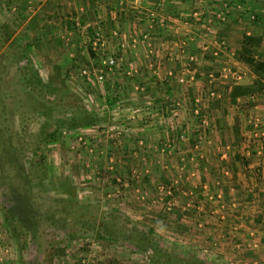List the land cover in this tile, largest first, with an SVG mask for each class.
<instances>
[{
    "label": "rangeland",
    "instance_id": "obj_1",
    "mask_svg": "<svg viewBox=\"0 0 264 264\" xmlns=\"http://www.w3.org/2000/svg\"><path fill=\"white\" fill-rule=\"evenodd\" d=\"M225 2L228 4V19L226 23L213 26L215 34L206 31L202 22L196 23L191 18L193 12L204 13V17L212 15V12L219 11ZM38 4L34 5L35 9ZM191 5L192 9L184 16L190 20L192 27H197L195 32L201 40L207 42L209 51L215 43L214 40L223 38L221 40L225 42L226 50L219 53L213 65L205 60L208 62L207 68L216 70L219 64L228 63L229 68L242 73L241 86L252 84L255 77L249 68L237 59V50L231 49L232 41L228 36L232 31L240 32V28L242 37L244 34H264V0H193ZM140 9H133V12L142 19L145 10ZM251 11L256 12L258 17H253ZM7 15L9 13L2 12L0 6V21L3 22ZM66 16L69 20L75 19L72 9L67 10ZM155 24L160 28L163 26L162 20L157 18L150 35L157 29ZM66 30L69 35L60 37L62 40L59 43L63 44L61 51L64 55V50L74 44L73 57H61L58 49L52 53L55 57L40 56L47 49L41 42H37L30 44V51L23 61H27L29 69L38 71L43 81L53 74L55 66L60 65L61 75L66 73L68 88L60 89V93L50 96V102L63 110L56 115L57 120L63 123L60 126V139L45 146L43 150L45 163L54 184L69 180L75 188L78 203L90 205L98 215L103 214L102 212L109 214L110 210L116 212L123 219V224L127 223V228L135 226L142 231L151 228L159 245L168 247L173 252H194L206 264H264V88L253 97H241L235 103L229 104L226 91L233 83L228 80V83H209L206 72L208 70L204 71L202 67L198 73L200 78L194 76L192 83L185 85L189 88L186 89L187 93L189 90L191 92L186 94V102L174 97L170 100L176 106L174 110L170 106L171 110L162 108L156 103L150 105L147 101L151 100L152 95L146 93V85L152 82L151 78L144 76L145 72H140L136 67L140 60L138 55L128 61V52L123 55L120 53L122 49H126L124 41L127 39L122 41L125 47L120 48L119 38H111V30L109 35L103 33V38L100 33L98 46L100 43H103V46H97L98 50L95 51L99 52L101 60L109 54L112 55L118 65L111 72L106 70L104 76V81H109L112 88L114 79L119 81V99L110 107L103 98L104 81L99 84L91 77L80 75L83 69L91 70V73L96 70L97 65L94 62H90L87 67L80 58H87V49L92 48L93 40L89 43L88 39H84L85 42L80 40V43L76 44L77 32L70 30L68 26ZM113 31L121 35L119 29ZM22 36L24 35L19 32V28L15 27L13 39L19 48L27 43V39H22ZM27 38L30 41L29 38L32 37ZM136 38L139 40L134 45L142 43L146 46L147 42L141 41L140 37ZM240 39L233 42L240 45ZM130 45L133 43L130 42ZM81 49L85 56L78 53ZM260 50L264 54V45ZM17 51L19 52V49ZM166 70L173 72L172 66H166ZM174 75L183 76L178 71ZM166 78L170 84L175 81V78L167 76V72ZM196 82L199 85H196ZM13 83H18L17 79H14ZM178 85L184 96V85ZM17 89L19 90V86ZM209 90L216 91L217 97L201 107L200 112L205 119L194 115L191 105L194 106L196 97L205 96ZM143 97L145 102L142 101ZM131 99L133 100L130 101ZM79 106L85 108L88 113V124L73 133L68 131L64 124L71 115L68 110H74L75 107L77 109ZM144 120L152 128L151 133H156V137L151 135V138L145 139V136H139L138 130L142 124L145 125ZM202 120L205 123L202 124ZM235 121L236 132L232 128ZM14 127L17 128L18 125ZM26 128L33 132L36 123H29ZM127 141L134 147L135 152L129 149L123 151V144ZM150 145L153 146V151L148 154L146 147ZM129 152L136 155L132 154L131 159ZM139 153L147 155L151 164H154V160H162L163 164L159 168H145L141 165L142 155ZM235 157L244 164L234 160ZM144 159L146 160L145 157ZM172 165L178 166L171 167ZM145 176L149 181L144 183L141 179ZM170 180L178 183L183 192H187L177 198L178 205L190 212H187L190 216L181 221L187 229L184 233L174 230L172 224L157 219L163 203L157 196L162 193L160 189L166 187L165 182ZM233 181L240 183L244 195L235 194ZM43 186L50 191L48 182L45 181ZM145 189L147 196L142 200L140 194ZM5 200V197L0 195V201L4 203ZM257 220L261 222L257 223ZM67 234L66 229L49 230L37 239L38 249L29 243L26 249L18 250L16 242L9 237L7 228L3 225L0 213V264H48L44 262V254L45 250L50 249V245L63 246L65 250L50 264H104L110 258L116 259L120 264L138 263L135 259L141 264H153L149 258L153 254L151 247L148 248L151 250L148 257L145 255L148 249L133 256L119 244L97 241L93 236L84 238L86 240L77 238L68 241Z\"/></svg>",
    "mask_w": 264,
    "mask_h": 264
},
{
    "label": "trees",
    "instance_id": "obj_2",
    "mask_svg": "<svg viewBox=\"0 0 264 264\" xmlns=\"http://www.w3.org/2000/svg\"><path fill=\"white\" fill-rule=\"evenodd\" d=\"M15 1L17 0H0L2 12L9 13L6 17L4 16L3 22L0 21V195L6 199L4 203L0 201V213L3 225L7 228L9 237L16 242L18 250L26 249L29 247V243L38 249L37 239H40L41 234L49 230L66 229L68 241L77 238L86 240L84 238L93 236L97 241L103 240L119 244L133 256L142 254L151 247L153 254L149 258L153 264H206L194 252L176 253L168 247L160 246L151 228L145 231L139 230L135 226L127 228V223L123 224V219L116 212L110 210L109 214L105 215L102 212L103 214L99 213L98 215V212L94 211L90 205L78 203L75 188L69 180L65 179L62 183L55 182L56 184H54L45 163L43 150L45 146L56 143L60 139V126L63 123L61 124L57 120L56 115L63 110L60 109V106L50 102L52 98L50 96L60 93V89L68 88L67 77L66 73L61 75L59 71L61 68L58 65L54 67L53 74L43 81L38 71L29 69L27 61L23 63L27 52L30 51V44L35 43V40L27 41L22 45V48H19L13 39V30L15 29V23H12L13 17L15 14L18 17L20 12H24V8L26 9V2L22 1L17 6V4L13 5ZM251 13L253 17H258L256 12L251 11ZM90 15L91 13L81 15L77 22L74 20L68 22V28L76 30V24H84V19ZM31 23L30 28L34 30L35 24L33 21ZM88 30H90L88 38L90 43L95 38L96 32L95 28H88ZM75 43H80V40H75ZM263 45L264 34L260 36L243 35L240 47L236 51L237 59L249 68L255 80L247 86L233 85L228 88L229 90L226 92L229 104L235 103L241 97H253L264 88V54L260 50ZM98 53L89 48L87 49V58L81 56L80 58L87 67L90 62H94L97 65L95 69H98L101 66ZM203 58L212 62V65L216 61L206 53ZM117 66L116 64L113 70ZM203 70H208L207 73L212 72V69L206 67ZM87 71L91 70L87 69ZM198 73H194L195 78H200ZM90 77H92L91 72ZM14 79H17L18 82L15 85ZM104 82L105 103L112 107L119 99L117 91L119 81L114 79L112 82L114 88L110 86L109 81ZM16 85L19 86V90ZM162 85L163 88L157 87L158 93L162 95L165 92L167 94L170 90V82L165 81ZM87 86L89 87V85ZM47 94L48 96H45ZM155 102L162 108L167 107L170 110L176 108L171 101L164 102V98L161 96ZM79 104L81 105V103ZM191 109H193L192 105ZM68 111L71 115L64 124L68 131L74 133L88 124V113L85 108L79 106L77 109L75 107L74 110L71 108ZM29 123H36L35 131L27 130L26 125ZM16 124L17 128L14 127ZM236 127L235 121L232 127L234 132H236ZM234 160L240 161L238 157H235ZM240 162L243 163V161ZM45 181L48 182L50 191L43 186ZM235 181H233L235 194L244 195L240 183H235ZM165 185L164 192L157 197L158 199L160 197V201L163 202L157 219L172 224L174 230L184 233L187 229L181 221L184 217H189L190 212L178 205L177 198L187 192H183L184 190L180 189L179 184L171 182V180L168 183L165 182ZM188 195L192 197V194ZM259 221L261 222V220ZM259 221L256 222L259 223ZM64 252L63 246L50 245V249L45 250L44 262L50 264L54 258H59ZM135 260L138 261L135 264H141L139 260ZM104 264L120 263L116 259L110 258Z\"/></svg>",
    "mask_w": 264,
    "mask_h": 264
},
{
    "label": "crops",
    "instance_id": "obj_3",
    "mask_svg": "<svg viewBox=\"0 0 264 264\" xmlns=\"http://www.w3.org/2000/svg\"><path fill=\"white\" fill-rule=\"evenodd\" d=\"M22 1L23 3L26 2V9L24 8V12H20L21 14H19L18 12V17L17 14H15V16L13 17L14 21H12V23H15L14 26L18 27L19 32L24 35L22 36V39L25 38L28 41L27 37H32L29 38L30 42H33L35 40V43L41 42L42 46H46L45 49H47V51L43 52V54H41L40 56L49 55L55 57L56 55H53L52 53L55 52L56 49H58V53L63 58L65 55L68 57L74 56V44H72L69 48H66L64 50L65 54L63 55L61 51V49H63V44L59 43L60 40H62V37L69 35L66 30V26H68V22L72 21V18L70 20L69 18L67 19V10L72 9L74 11L75 19L73 20L76 22L81 15L84 16L88 13H91V18H83L84 24L79 25L77 23L75 26L77 28L75 31L79 35L77 38L81 41H84V39L87 40L89 38L90 30H88V28H95V32L101 33L102 38L103 33L109 35L111 30L113 31L119 29L121 35L118 41L121 43L122 41H124V39H127L129 44L127 45V41H124L126 49H122L121 52H119L122 55L128 52V55L126 56L127 60L129 58L134 59L135 56L138 55L140 57V60L138 64H136V67L140 70V72L141 70L145 72L144 76H148L149 78H151L150 80L152 82H149L146 85V93L152 95L151 100L149 99L150 101H147L148 103H150V105L152 103H156V99L160 96L164 98V102L170 101L174 99V97L178 98L179 101L184 102H186L188 99V96L186 95L188 94L186 89L189 88L184 86L186 93L183 96V94L181 93L182 91H180V85H178L175 81L171 82L169 86L170 90L167 94L165 92H163L162 95L158 93L157 87L161 86L163 88L164 86L162 85V83L165 81L168 82V80H166V72H168V70H166V66H172L174 73H177V71L178 73L181 72V67L184 66L185 63H188L187 54H190L195 58L194 63H188L190 69H192L194 73H198L200 72V69L202 67L207 68L208 66L209 61L207 62L204 60V53L202 51V45L206 44L207 42L201 40L200 36H198L195 32L197 30V27L195 25H193L192 27L191 24H187L186 22H190V20L185 19L186 17L184 16V14L188 12L189 9H192L191 2H193V0H165L164 4L162 5H159V3L163 0H144L137 4L138 7L131 5V2H128L130 0H120V2L119 0H17L13 2V5L17 4V6H19ZM208 3L210 4L211 1H209ZM35 4H38V7L36 9L34 6ZM136 8H141L145 11L156 10L158 13V18L163 22V26L161 28L157 24H155L157 29L152 32V35H150V38L147 41L152 49V53L150 54L148 53L145 44L139 43L137 45H130V39L132 37H137L140 31L139 29H144L145 27L143 21L141 22L139 15L136 14V12H133V9ZM32 21L35 24V26L33 27L34 30L30 28V24H32ZM241 33L242 28H240V32L235 33L234 31H232L231 34H229V40L232 41L231 49H239L240 45L234 43L233 41H237L238 39H240L242 37ZM196 37H199L200 39H197ZM181 42H184L186 44L183 49L177 46ZM78 46L80 45L78 44ZM99 46H103V43H100ZM32 49L33 47H31V53ZM79 53L85 56L82 49L81 51L79 50ZM127 67L129 68V65H127ZM141 78L140 81L142 82ZM196 85H199V83L196 82ZM181 98L182 100H180ZM132 100L133 99H131L130 101ZM142 101L145 102L144 97L142 98ZM144 122L145 125H141L138 130L140 131V135H138L145 136V139L151 138V135L152 137H156V133H151L152 128L147 125V121L144 120ZM125 143L126 144H123L124 152H126V149H129L130 151L133 150V152H135L134 147H132L130 142L127 141ZM152 147L153 146L151 145L150 147H146V151H148V154L152 153ZM109 149H111V147ZM133 152L128 153V156L131 157V159L132 154L134 156L136 155ZM139 154L142 155L143 153ZM144 157L146 158V160L144 159ZM131 161L132 160H130V162ZM141 161V165L145 166V168H159L163 164L162 160H154V164H151V162H149L148 160L147 155H142ZM175 166L172 165L171 167ZM146 178L147 176L143 178L144 180H141L144 183L148 182L149 180ZM130 179L132 180V178ZM145 196H147L146 189L145 191L143 190L140 194L142 200L145 199Z\"/></svg>",
    "mask_w": 264,
    "mask_h": 264
},
{
    "label": "built area",
    "instance_id": "obj_4",
    "mask_svg": "<svg viewBox=\"0 0 264 264\" xmlns=\"http://www.w3.org/2000/svg\"><path fill=\"white\" fill-rule=\"evenodd\" d=\"M144 0H130L131 5L135 6L136 4L142 2ZM164 4V0L161 1L159 3V5ZM227 3H223L222 7H220L221 9L219 11H214L212 13V15H208V16H203L204 13H200V12H193L191 14V18L193 19L194 22L196 23H200L202 22V26L204 29H206V31L210 32H214V25L216 24H221V23H226L227 22ZM14 10V8H12ZM142 21L145 25V29L139 31V34L137 37L141 38V41L143 42H147L148 39L150 38V32L152 31V26L154 24V22L156 21V19L158 18V13L156 10H150V11H144L142 14ZM187 19V18H185ZM187 24H190L189 21L186 22ZM214 28V29H213ZM215 34V32L213 33ZM111 38L113 39H117L120 37V35L116 32V31H112L111 32ZM101 36L100 33H96L95 34V38L92 41V50L93 51H97V44L100 40ZM223 38L220 39H216L214 40L215 43H213V46H211V51H209V46L207 44L202 45V51L203 53L208 52L213 58L218 59V55L219 53H222V50H226L225 48V42L223 40H221ZM139 39L136 37H132L130 39V42L134 44H136V42ZM185 43L181 42L179 43L177 46L181 49H183L185 47ZM120 48H124L125 45L123 42L119 43ZM147 47V51L148 53H152V49L150 47V44H146ZM187 59H188V63H194L195 58L193 56H191L190 54H187ZM101 66L94 70L92 72V79H94L97 83H102L104 81V76H105V71H112V69L114 68V66L116 65V60L114 59V57L112 55H108L106 56L103 60H101L100 62ZM237 64V63H236ZM181 72L180 75L183 76H178V75H174V73L169 70L167 72V76L170 78H175V81H177L178 84L181 85H188L189 83H192V80L194 79V72L192 71V69H190L189 65H184L181 67ZM81 74L83 77H90V72H88L87 70H81ZM186 75V76H185ZM242 73L233 70L232 67L229 68L228 63H221L218 65V68L216 70H213L212 72L208 73L207 75V79L209 83H214L216 81H220L221 83H228L226 82V80H228L229 82H232L233 85H242V77H241ZM174 76V77H173ZM138 89V88H136ZM217 97V92L214 90H209L205 96H198L195 98L194 100V106H193V113L194 115H199V117L205 118V116H203L200 112L201 107L203 105H205L208 101L210 100H214ZM206 119V118H205ZM203 121V120H202ZM205 123L204 121L202 122V124ZM141 143V142H140ZM167 147H169L170 145H166ZM162 192H164L163 188L160 189ZM149 250V249H148ZM151 253V250H149L148 252H145V255L148 257ZM147 261H149V259H146Z\"/></svg>",
    "mask_w": 264,
    "mask_h": 264
}]
</instances>
